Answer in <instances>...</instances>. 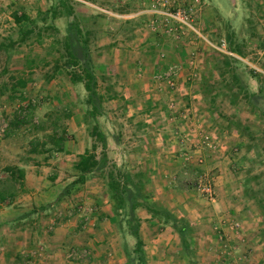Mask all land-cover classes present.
<instances>
[{
  "label": "rangeland",
  "instance_id": "1",
  "mask_svg": "<svg viewBox=\"0 0 264 264\" xmlns=\"http://www.w3.org/2000/svg\"><path fill=\"white\" fill-rule=\"evenodd\" d=\"M69 7L71 16L64 14ZM17 12L27 16L23 34L14 18ZM55 12L59 16L54 17ZM74 21L91 30L86 54L98 65L99 92L106 97L104 115L99 117L101 130L107 137L112 131L128 136L146 132L136 139L133 154L108 153L105 175L97 171L88 178L84 193L89 198L82 199L79 185L71 192V201L48 211L51 229L76 214L84 219L85 228H93L91 221L101 219L97 232L91 230L95 234L82 233V239L83 235L87 242L92 239L99 256L88 244L70 248L68 252L76 249L80 255L71 261L137 263L136 239L127 229L129 207L120 210L118 222L113 221L106 175L114 170L115 175L122 171L149 177L144 160L156 147L161 156L181 160L192 170L185 171L178 186L174 170L167 169L158 172L154 186L142 181L146 198L139 201L159 213L169 212L155 215L146 206L136 210L148 261L158 256L149 236L156 239L168 226L174 229V216L183 214L180 218L192 227L188 238L195 264H258L259 255L264 257V0H0V126L7 125L0 135V187L10 179L9 168L38 161L47 166L48 179L62 184L61 194L77 177L75 167L66 170L61 165L75 164L80 156H56L54 164L46 162L49 155L55 156L54 143L63 135L77 150L93 151L96 145L99 158L103 157L101 142L90 139L92 120L85 121L87 92L83 84L71 81L73 69L64 57ZM56 64L60 70L52 76ZM169 66L180 71V91L155 79ZM20 78L27 81L25 88L19 86ZM176 97L187 102L189 111L181 113L169 106ZM28 104L29 118L19 119L17 114ZM153 130L156 133L151 134ZM202 135L210 138L203 141ZM174 143L179 144L180 154L175 153ZM189 148L193 150L187 156ZM200 179L211 182L212 196L198 188ZM21 182H6L5 186H14L16 196L0 207L18 201L25 192ZM105 206H110L109 212ZM233 221L241 222L239 233L231 229ZM219 230L231 249L225 256ZM169 237L174 243L172 233ZM178 240L180 264H192L181 237ZM6 246L8 252L16 247L13 241ZM160 252L174 256V248Z\"/></svg>",
  "mask_w": 264,
  "mask_h": 264
},
{
  "label": "crops",
  "instance_id": "2",
  "mask_svg": "<svg viewBox=\"0 0 264 264\" xmlns=\"http://www.w3.org/2000/svg\"><path fill=\"white\" fill-rule=\"evenodd\" d=\"M106 117L107 121L109 122L108 115H106ZM132 120L133 119H130V121ZM132 126V123H130L129 127ZM138 127L141 128L143 125L139 123ZM143 130L145 131V129L138 130L136 134L131 132L129 136L127 132L114 133L112 131V134L108 133V153L114 154L115 150L116 152H121L124 157L130 155L131 153L133 154L136 150V147L133 145L137 138H141V136H143L144 133L141 134ZM164 132L165 136L169 137L167 132ZM154 133H156V131L153 130V133L151 134ZM124 136H126L127 139L132 138V140L127 141V144V142H124L123 140ZM150 138L151 136L149 139ZM137 141L141 140L138 139ZM152 142H154L153 139ZM69 144V141L66 140L64 143V150L60 152L57 151L55 156L49 155L50 157H48L46 162L48 161L50 164H54L51 162L53 158H56V156L71 159V156H76L77 154L81 155L85 152V149L77 150L76 146L73 148L72 146L70 147ZM145 145L146 144L143 143L142 147L144 148ZM176 146H179V144L174 143V150H176ZM159 150L160 149L155 147L152 151L154 155L152 154V157L146 158L144 160V164L147 163L151 173L150 175L148 174L149 177L144 175L143 180H148L151 185L154 186L158 182V172L164 169H167L171 172L174 170V185L178 186V183L183 182V175L185 171L192 170V167H188V164H185L181 160H173L172 157L169 159L171 162L167 159V156L162 155L164 157L162 158L160 153L158 154L157 152ZM180 152L181 150L175 151L177 154H180ZM176 162H179L180 164H177ZM40 164L41 163L38 161L34 163L23 161L18 165V168L24 171L25 178H23L24 180L22 179V183L24 181L25 192L17 196L18 201L12 202V205L0 207V250H3V252L0 254V264H104L102 260L95 259L86 261L81 260L77 262H73L68 259V250L70 248L83 247L84 245L88 244H91V246L93 245L92 239L87 242V237L85 235H83L84 237L82 239V233L84 230L87 232H91V230L97 232L99 225L102 222L100 221L101 219H98V217L97 221H91L94 229L91 228L92 225L85 228L84 219H82L80 215L76 214L75 216L67 217L62 222H58L57 225L51 229L50 223H48V211L54 210L56 208L55 206H57V208L65 206L66 202L71 201L72 197L71 195L66 196V200L63 198L61 201L56 203V200L60 194V186H62V184L58 183V180L53 181L52 178L48 179L50 175L44 171L46 170L47 166ZM124 165L127 167L129 164L128 162L124 161ZM61 167L66 170H72L74 164L72 162H65L61 165ZM144 167L145 165L142 166V169H144ZM68 182L69 178L67 177L66 182L64 181L63 183L67 184ZM88 183L89 180H87V182L82 185V193L79 192V194L83 195L84 191L87 190L85 186ZM152 190L156 191L155 187H153ZM83 198L87 199L89 196L84 193L82 199ZM24 200H26L28 203H26ZM96 202L100 205V200ZM95 205L97 206L96 203ZM109 208L110 206H105L104 210H108L106 212H109ZM181 216H183V214L179 215L178 217L180 218ZM188 216H190V213L187 214V217ZM94 231L91 233H86L87 236L88 234H95ZM170 233H172V236H174V243L170 242ZM7 237L8 242L13 241L16 246L12 249V252L7 251ZM179 237L180 235L178 231L176 229L170 228L169 226L163 230L156 239L149 236L150 242H154L155 247L158 248L155 251L158 256L154 257L152 260H149L148 264H180L182 254L179 250ZM145 242L148 243L147 238H145ZM93 247L96 249V256H99L98 248L94 245ZM145 247L147 248V245ZM173 248L174 256L168 257L165 254H163L165 256L161 255L160 251L163 249L170 250ZM263 258V254H260V260L258 261V264H264ZM106 264L116 263L115 260H108Z\"/></svg>",
  "mask_w": 264,
  "mask_h": 264
},
{
  "label": "trees",
  "instance_id": "3",
  "mask_svg": "<svg viewBox=\"0 0 264 264\" xmlns=\"http://www.w3.org/2000/svg\"><path fill=\"white\" fill-rule=\"evenodd\" d=\"M69 8V12L64 13L67 16H71L74 14V12H72L71 10L72 7ZM58 12L61 13L60 11ZM59 13L55 12L54 17L59 16L57 15ZM14 18L20 25V33L23 34V22L27 18V16L25 14H19L17 12L14 14ZM70 26L71 29L69 30V35L66 37L65 41L67 50V54L64 55V57H66L67 59L66 66L73 69L70 77L71 81L74 84H83L87 92L86 105L88 107L85 118L87 116H89V118H86L85 121L92 120L93 127L90 136L91 138H94L95 141L101 142L103 148V157L102 159L99 158L96 152V145H93V151L87 150L85 153L81 154L78 161L74 164L75 170L77 171L76 179L63 190V192L58 196L56 203L61 201L64 197L70 196L75 187L84 185L89 177L95 176V173L97 171H100L101 175H105V172H103L102 170L106 168L109 161L107 135L101 130L99 124V117L104 115L103 101L106 99V97L104 96V94L99 92L97 74L98 65L93 62V59L91 60L90 53L86 54L89 51L88 47L90 44L88 36L89 34H91V30L83 29L84 27L78 21H74ZM31 32L32 29L27 31V33ZM59 70L60 65L56 64V66L53 68L52 76L53 74L58 73ZM19 86L21 88H25L27 86V81L25 80V78L19 79ZM107 92H109V90ZM114 97H116V95L111 96V98ZM31 109V105L28 104L26 107L21 109L23 111L20 110L21 112L17 114L18 118L21 120L25 117L29 118ZM16 123H18V121H16ZM66 139L67 138L63 135L61 136V138L55 141L54 144L57 146L56 151L60 152L64 150V143ZM9 171L10 179H6V182L11 181L12 179L18 182L24 177V171L19 168H9ZM114 172V170H111L106 175L108 179L107 186L109 187L110 199L114 212L112 219L113 221L118 222V216L121 215L120 210L128 205L129 218L127 219V229L130 235H132L136 239V264H148V259L144 250V242L142 240L139 228L140 219L136 213V210L139 206H146L148 210L154 212L155 215H157V213L162 215L163 213L169 212L167 210H163L161 213H159L156 209L150 207L149 204L139 201L140 198H146L144 190L142 189L144 173H137L136 176H132L127 172L120 173L122 172L120 171L116 175ZM135 178H137L138 181L134 180ZM6 182L2 183V186L0 187V203L7 202L8 200H11L16 196V191L12 190L14 186L9 187L8 184L5 186ZM21 185H23L22 182ZM173 221V227L178 231L182 240L183 252L185 254H188L191 259V263L195 264L193 259L194 251L190 243L191 239L188 238L190 232H192V227H190L188 222H186L184 219L176 216H174Z\"/></svg>",
  "mask_w": 264,
  "mask_h": 264
},
{
  "label": "built area",
  "instance_id": "4",
  "mask_svg": "<svg viewBox=\"0 0 264 264\" xmlns=\"http://www.w3.org/2000/svg\"><path fill=\"white\" fill-rule=\"evenodd\" d=\"M180 76V71L178 69L177 66H169L168 68H166L165 70L156 73L155 75V79L158 82H165L167 83L172 89H174L175 92L180 91L181 89L178 87L177 84V79ZM187 102H185L183 99L181 98H174L170 101V107L173 108L176 111H179L181 113L185 112V111H189L187 108ZM193 124L191 123V126ZM7 129V125L0 126V135H3L6 132ZM203 141L208 140L210 137L209 135H202ZM190 150H193L191 148H189V150L186 151L187 156L191 153ZM197 186L200 190H203V192H207L209 193V195L212 196L213 194V189H212V184L211 182H204L202 179H200L199 181H197ZM233 224L231 226V229L236 231V233H239L241 231V229H243L241 222L239 221H233ZM219 238L220 240H222L223 245H222V250H221V254L222 255H227L231 253V249H229V244L226 242L227 239L224 236V233H222L221 230H219ZM83 255H85V251H82ZM80 257L79 252H77L76 249H71L68 252V258L70 260H75L76 258ZM229 264H236L235 262L229 263Z\"/></svg>",
  "mask_w": 264,
  "mask_h": 264
}]
</instances>
